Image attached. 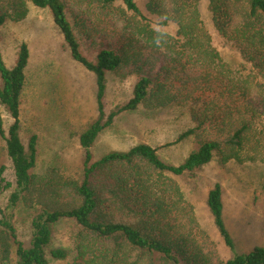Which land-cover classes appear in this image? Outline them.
Wrapping results in <instances>:
<instances>
[{
  "label": "trees",
  "instance_id": "1",
  "mask_svg": "<svg viewBox=\"0 0 264 264\" xmlns=\"http://www.w3.org/2000/svg\"><path fill=\"white\" fill-rule=\"evenodd\" d=\"M89 2L99 4L104 18L71 10L66 0H0V31L9 21L23 20L29 4L51 10L72 57L95 74L97 86V116L80 136L81 176L57 166L41 175L36 172L38 135L31 134L26 142L21 133L30 49L22 42L12 67L0 51V133L16 179L0 217V264L14 258L16 264H49V255L66 260L72 252L75 264H264V246L236 251L220 183L210 190L207 202L233 251L227 260L171 176L195 173L216 153L223 161L264 162V0H209L215 28L234 43L250 65L248 72L224 61L203 20L200 0H147L148 13L161 18L159 25L174 23L175 35L156 30L137 0ZM82 34L90 41L93 57L84 53ZM108 73L137 78L130 100L110 112ZM191 103L198 105L192 108L193 127L178 141L193 136L196 148L182 163L166 162L147 143L95 159V142L121 113ZM1 107L12 120L7 132ZM5 171L2 164L0 186ZM10 186L6 182L5 187ZM21 204L34 210L28 242L20 238L15 222ZM64 219L82 226L73 249L52 246L55 226Z\"/></svg>",
  "mask_w": 264,
  "mask_h": 264
},
{
  "label": "rangeland",
  "instance_id": "2",
  "mask_svg": "<svg viewBox=\"0 0 264 264\" xmlns=\"http://www.w3.org/2000/svg\"><path fill=\"white\" fill-rule=\"evenodd\" d=\"M66 1L71 10L80 9L92 18H104L97 2ZM137 1L153 20L152 25L156 30L167 35L176 34L174 23L159 25L161 18L148 13L147 0ZM199 5L203 20L213 35L214 46L224 61L234 70L240 68L250 71V65L244 61L234 43L220 35L215 28L209 0H200ZM69 16L72 19L71 13ZM113 18L111 14L107 20L110 22ZM88 24L92 25L90 22ZM76 30L81 32L78 28ZM82 38L84 53L93 57L94 51L89 39L83 34ZM22 42L28 44L30 58L22 97L21 133L26 142L31 134L38 135L36 172L43 175L49 167L57 166L68 175L80 177L84 160L80 136L97 116L96 76L72 57L49 9L29 4V12L23 20L9 21L1 29L0 51L11 67L16 62ZM136 80V76L119 78L108 73L107 112L130 100ZM197 107V104L191 103L157 110L141 107L123 112L99 135L93 146L94 157L98 159L113 150L126 151L140 143H147L157 148L158 154L166 162L180 164L196 148L193 136L182 141H178V138L193 127L191 115ZM1 112L7 132L12 120L3 107ZM5 145V139L0 133V166L6 165V181L0 186V217L16 187L13 165ZM171 176L179 182L185 198L194 206L201 228L215 242L221 258H231L233 251L220 235L207 202L208 194L216 183H220L223 188L224 218L235 241L236 251L246 253L256 246H264V162L223 161L219 153H216L210 163L195 173ZM8 181L12 186L6 188ZM15 213L20 238L28 242L34 210L21 204ZM81 231L82 226L73 219L60 221L55 226L52 246L73 249ZM10 264H16V258ZM49 264H75L74 254L72 252L66 260H58L49 255Z\"/></svg>",
  "mask_w": 264,
  "mask_h": 264
}]
</instances>
